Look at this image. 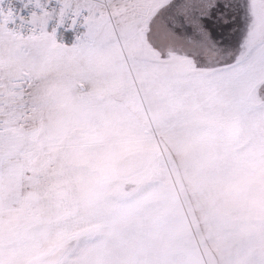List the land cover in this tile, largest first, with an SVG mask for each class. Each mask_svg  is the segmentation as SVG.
Wrapping results in <instances>:
<instances>
[{"label": "snow or ice", "instance_id": "obj_1", "mask_svg": "<svg viewBox=\"0 0 264 264\" xmlns=\"http://www.w3.org/2000/svg\"><path fill=\"white\" fill-rule=\"evenodd\" d=\"M56 4L0 8V264H264V0Z\"/></svg>", "mask_w": 264, "mask_h": 264}, {"label": "built area", "instance_id": "obj_2", "mask_svg": "<svg viewBox=\"0 0 264 264\" xmlns=\"http://www.w3.org/2000/svg\"><path fill=\"white\" fill-rule=\"evenodd\" d=\"M53 7L57 9L59 8V5L56 4V0H52V4L48 6V10L50 11ZM0 8H3L4 11H8L9 9H11L14 13L22 15L24 17L30 16L32 11H35L37 14L40 13V9L36 8L34 5H29L27 8H24L21 3V0H0ZM19 24L20 21L17 20L16 24L9 23L8 27L10 29L19 30L24 35L28 34L27 26L18 28ZM54 27H56L55 20L50 21L47 30L51 32ZM83 31V27L79 28L77 31H73L71 28L67 27H59L56 28V38L62 41L63 43L72 44L75 42L76 36L79 33H82Z\"/></svg>", "mask_w": 264, "mask_h": 264}, {"label": "clouds", "instance_id": "obj_3", "mask_svg": "<svg viewBox=\"0 0 264 264\" xmlns=\"http://www.w3.org/2000/svg\"><path fill=\"white\" fill-rule=\"evenodd\" d=\"M38 0H21V3L23 5L24 8H27L29 5H34L36 7ZM39 3L44 7L45 11H49L48 10V6L52 4V0H39ZM55 7H53L51 10H54ZM36 15L35 11H32L30 16L28 17H23V19L28 22V23H32V18Z\"/></svg>", "mask_w": 264, "mask_h": 264}, {"label": "rangeland", "instance_id": "obj_4", "mask_svg": "<svg viewBox=\"0 0 264 264\" xmlns=\"http://www.w3.org/2000/svg\"><path fill=\"white\" fill-rule=\"evenodd\" d=\"M58 42H61V43H63L62 41H60V40H57ZM66 46H70L71 44H67V43H64Z\"/></svg>", "mask_w": 264, "mask_h": 264}, {"label": "crops", "instance_id": "obj_5", "mask_svg": "<svg viewBox=\"0 0 264 264\" xmlns=\"http://www.w3.org/2000/svg\"><path fill=\"white\" fill-rule=\"evenodd\" d=\"M58 40V39H57Z\"/></svg>", "mask_w": 264, "mask_h": 264}]
</instances>
